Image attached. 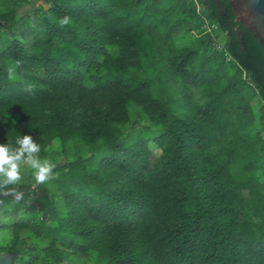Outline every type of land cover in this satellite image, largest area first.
I'll return each instance as SVG.
<instances>
[{
    "label": "trees",
    "instance_id": "16d2710c",
    "mask_svg": "<svg viewBox=\"0 0 264 264\" xmlns=\"http://www.w3.org/2000/svg\"><path fill=\"white\" fill-rule=\"evenodd\" d=\"M31 2L0 0V143L32 135L58 178L0 194V252L264 264V45L229 0Z\"/></svg>",
    "mask_w": 264,
    "mask_h": 264
},
{
    "label": "clouds",
    "instance_id": "9594fccd",
    "mask_svg": "<svg viewBox=\"0 0 264 264\" xmlns=\"http://www.w3.org/2000/svg\"><path fill=\"white\" fill-rule=\"evenodd\" d=\"M71 18L64 16L58 23L61 27L68 26ZM20 62L17 61V67ZM9 79L15 78V67L8 69ZM35 85L26 84L25 90L32 92ZM41 145L32 135L17 137L15 144L11 140L7 143H0V194H9L18 201L24 199V193L18 190L16 185L22 179V172L25 167L33 170L35 188L39 184H44L49 180L58 178V173L54 172L56 164L48 158H41ZM13 186V187H9Z\"/></svg>",
    "mask_w": 264,
    "mask_h": 264
},
{
    "label": "water",
    "instance_id": "95a60500",
    "mask_svg": "<svg viewBox=\"0 0 264 264\" xmlns=\"http://www.w3.org/2000/svg\"><path fill=\"white\" fill-rule=\"evenodd\" d=\"M236 21L242 23L264 45V0H229ZM14 256L0 252V264H13Z\"/></svg>",
    "mask_w": 264,
    "mask_h": 264
},
{
    "label": "rangeland",
    "instance_id": "374dc122",
    "mask_svg": "<svg viewBox=\"0 0 264 264\" xmlns=\"http://www.w3.org/2000/svg\"><path fill=\"white\" fill-rule=\"evenodd\" d=\"M42 2V0H32V2H31V4H30V6H28V7H26L25 9H24V12L25 13H28L29 12V10L30 9H32L33 7H36V6H38L40 3ZM192 36H193V34H192ZM196 35H194V37H195ZM185 36H183V37H177L176 38V46L178 47V48H182V47H184L185 46V44H187V40L184 38ZM185 40H186V42H185ZM224 42V39H222L221 38V40H220V43H223ZM115 53L116 52H112V54H114L115 55ZM131 110H132V108H131ZM152 147V146H151ZM55 148H58V146L57 145H53V147L51 148V149H55ZM153 152H154V154L156 155V156H159L160 155V151L159 150H157V149H154L153 148ZM29 174H32V175H34L33 174V170L32 169H30V168H27V167H25L24 169H23V172H22V175H23V177L24 176H27V175H29ZM22 218H29L30 217V214H25L24 213V215H22L21 216ZM5 238V237H7V235L4 233V234H2L1 236H0V238ZM72 264H95V260H94V257H92L90 260H73L72 261Z\"/></svg>",
    "mask_w": 264,
    "mask_h": 264
}]
</instances>
